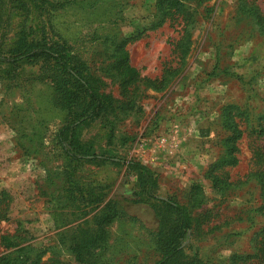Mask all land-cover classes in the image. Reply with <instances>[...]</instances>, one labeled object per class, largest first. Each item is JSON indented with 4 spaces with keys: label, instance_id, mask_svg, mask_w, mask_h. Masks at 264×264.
Listing matches in <instances>:
<instances>
[{
    "label": "rangeland",
    "instance_id": "rangeland-1",
    "mask_svg": "<svg viewBox=\"0 0 264 264\" xmlns=\"http://www.w3.org/2000/svg\"><path fill=\"white\" fill-rule=\"evenodd\" d=\"M156 3L0 0V52L13 49L28 29L30 38L69 49L105 94L121 100L118 80L99 67L106 59L102 53L108 56L117 42L130 41L125 48L142 81L129 89L128 96L136 94L135 107L119 119L86 122L74 130V139L95 153L151 169L158 176V197L185 205L192 198L195 221L182 242L183 264H243L247 257L244 264H264L258 237L264 193L254 182L256 172L264 173V132L255 134L264 111V39L247 13L256 9L264 18V0L202 4L186 68L162 90L153 83L176 66L173 45L183 22L168 20L150 30ZM48 69L42 63L24 66L16 80L17 73L8 77L0 64V238L28 246L36 258L32 264H78L69 252L72 230L111 202L117 217L104 228L107 240L94 252L93 264H156L161 259L153 241L157 219L149 203L141 202L134 175L122 167L85 164L74 172L77 185L86 200L101 187L104 202L83 208L65 192L75 188L80 195L64 176L70 133L58 132L68 117L54 86L41 76ZM147 81L151 85H142ZM228 106L240 108L242 116L234 119L243 136L233 167L223 165L228 133L222 119L228 117L222 112ZM212 176L219 177L217 185ZM196 187L202 203L193 207ZM80 212L88 213L83 220ZM3 250L0 244V257L14 248Z\"/></svg>",
    "mask_w": 264,
    "mask_h": 264
},
{
    "label": "trees",
    "instance_id": "trees-1",
    "mask_svg": "<svg viewBox=\"0 0 264 264\" xmlns=\"http://www.w3.org/2000/svg\"><path fill=\"white\" fill-rule=\"evenodd\" d=\"M208 0H157L154 7L153 21L149 29L153 30L163 26L168 20L180 19L183 22L182 35L178 41L173 45V53L177 60L176 66L168 68L167 74L159 82L153 83L155 90L164 89L170 82L180 75L186 68V60L191 51V30L196 23V16L198 15V8L201 7ZM257 25L259 36L264 39V18L256 9H248ZM23 31L19 41L17 40L13 49L6 53L0 52V64L5 66L8 77H19V71L24 66L35 65L42 63L45 67L49 66L48 70H44L41 75L43 79L52 84L67 111L68 120L64 126L59 130V136L67 138L68 147L70 150L66 152L67 162L64 176L68 179L67 185H75L80 193L79 196L75 194V188H66L68 196L72 200L81 201L83 208L89 205L98 206L104 201L102 188L99 187V192L89 196L86 200L87 194L83 189L77 185L74 172L77 166L88 165H113L115 167L125 168L126 175H134L136 179V186L139 190L141 202L149 203L152 211L157 219V230L154 233V245L156 250L161 254V259L156 264H183L182 257V242L184 237L194 226V218L191 216L189 206L190 204H180L173 198H160L156 195L158 189V176L148 167L133 160H124L116 157H109L101 153H95L85 145L79 144L73 137L74 130L85 124L88 121H95L97 119L104 120L105 118L113 116L115 119L125 117L126 114L132 112L135 107L133 97L136 94L129 95V89L136 88L141 84L139 79V72L130 64L129 55L126 51L125 45L130 41L121 40L111 49L110 54L104 56L100 62V71L110 78L117 79L120 88L124 90L122 99L118 100L112 96L111 93L105 94L98 86V79L92 76L83 62L75 61L73 53L67 48L54 49L47 44L30 38L31 31ZM36 77L29 80L33 81ZM38 79H40L38 77ZM252 79V78H251ZM251 79L248 81L250 83ZM241 80V78H239ZM151 82H143L142 85ZM159 86V87H158ZM264 93V92H262ZM240 108L235 106H228L224 108L222 116H227V120L223 122L224 129L227 130L226 142V158L223 160L224 166H236L238 160L235 156L237 151V142L242 138L243 133L239 130L238 124L234 119H240L242 116L238 115ZM256 122L255 134L258 136L264 132V111L258 115ZM251 132V131H250ZM258 162L261 161V156H257ZM219 169L215 170L217 172ZM212 176V179L218 184V176ZM254 182L260 188L261 194L264 193V173L256 172L254 175ZM224 183V182H223ZM200 188H193L191 192H198L193 198L195 199L192 206H197L202 203L199 200ZM202 192V191H201ZM90 195V194H88ZM86 202V203H85ZM263 209V208H262ZM262 209L260 213H262ZM87 212L79 213V220H83L87 216ZM117 217L115 207L111 202L106 203L100 211L91 219L83 220L78 223L72 230L70 235L69 252L74 256L78 264H93L94 252L101 249L106 243L107 235L104 228L109 225ZM258 237L260 240V252H264V227L260 230ZM17 238H0L1 247L5 250H14L5 253L0 257V264H32L36 260L35 254L27 247H21L20 243H16ZM19 239V238H18ZM22 242V239H19ZM3 250V251H4ZM247 257L243 264L249 260ZM254 259L257 256L253 257ZM264 260V259H263Z\"/></svg>",
    "mask_w": 264,
    "mask_h": 264
}]
</instances>
